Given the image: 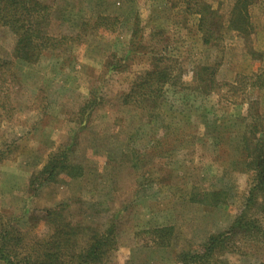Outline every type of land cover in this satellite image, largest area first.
Returning <instances> with one entry per match:
<instances>
[{
  "label": "rangeland",
  "instance_id": "rangeland-1",
  "mask_svg": "<svg viewBox=\"0 0 264 264\" xmlns=\"http://www.w3.org/2000/svg\"><path fill=\"white\" fill-rule=\"evenodd\" d=\"M37 1L48 6V35L72 39L64 50L44 52L34 65L16 62L13 67L12 111L0 119V150L10 146L0 162L1 211L21 220L25 229L31 228L27 220L32 213L66 201L74 223L104 227L111 219L120 221L114 264H179L176 251L198 249L229 227L252 184L251 174L236 168L235 143L240 140L233 137L250 131L252 115L259 118L264 141V90L230 93L223 87L219 94L199 98L191 87L197 66L217 64L221 83H237L264 68V0H204L223 23L237 2L246 3L253 26L245 39L226 32L220 45L206 47L195 18L184 12L189 0ZM99 16L116 18L111 32L92 28ZM13 44L11 33L0 30L1 57L12 60ZM149 46L166 48L181 86L176 87L181 97L168 93L157 117H143L120 103L135 77L149 68L152 60L143 55ZM127 53L130 60L120 63ZM88 98L99 105L83 120L78 112ZM247 100L257 103L248 110ZM172 111L190 116L196 141L157 156L148 149L159 125L173 123ZM221 124L229 126L222 135L228 142H219ZM73 143L69 158L82 167L83 177L70 182L62 176L32 193L30 179L48 156ZM192 189L198 196L222 191L220 199L226 201L216 206L190 202ZM155 226L174 228L171 247L151 245L146 232ZM37 229L46 230L42 224ZM240 243L245 256L221 259L264 264V243Z\"/></svg>",
  "mask_w": 264,
  "mask_h": 264
},
{
  "label": "trees",
  "instance_id": "trees-1",
  "mask_svg": "<svg viewBox=\"0 0 264 264\" xmlns=\"http://www.w3.org/2000/svg\"><path fill=\"white\" fill-rule=\"evenodd\" d=\"M186 5L188 7L184 12L195 18L202 46L220 45L226 32L237 33L244 39L252 33L253 26L248 20L246 3L237 2L231 8L226 23L220 21L218 13L204 0H189ZM47 18L48 6L37 0H0V30L8 31L14 38L12 60L0 56V119L12 111L9 103L11 98L9 85L13 84L16 78L13 70L15 63L34 65L44 52L64 50L66 42L72 39L67 36L58 38L49 36ZM95 20L92 28L103 32H111L117 22L115 17L109 16H99ZM159 33H162V30L159 29ZM149 47L150 51L143 53L152 60L149 62V68L135 77L129 90L122 94L120 103L128 109L137 110L143 117L145 115L157 117L167 103L168 93L180 96L176 90L179 76L173 75L174 61L165 51V47L160 49ZM129 55L132 56L127 53L119 62L129 61L131 58ZM194 72L195 83L191 88L199 98L219 94L223 87H228L230 93L264 90V68L252 75L239 77L237 83L219 82L216 77L217 64L197 66ZM180 87L179 85L177 89ZM247 101L248 110L257 103ZM96 105L99 103L95 98H88L79 109V117L83 120L87 118ZM8 107L10 109L7 110ZM170 114L173 115V123L163 121L159 125L158 137L154 138V144L148 149L157 156L168 155L175 149L192 147L196 141L197 130L190 121V116L176 114L174 111ZM251 117L255 122L251 125L250 131L244 130L241 133L237 131L233 137L240 140L239 143H235V152H239V158L235 161L236 168H243L245 172L251 174L252 180L244 206L226 230L209 236L198 249L187 247L176 251V261L179 264H228L221 258L228 255L245 256L239 245L241 241L264 243V141L260 137L263 130L259 125L258 116ZM217 128L219 142L220 140L228 142V138L224 139L222 135L227 133L229 126L221 124ZM9 148V145H5L3 150H0V162L10 153ZM73 148L74 143L71 147L61 146L48 156L46 163L30 179L29 189L32 193L56 184L62 176L69 178L70 182L83 177L82 167L71 162L69 158V151ZM223 195L222 191H212L198 196L192 189L189 201L216 206L224 199V197L220 199ZM70 207L71 205L65 201L52 207L41 208L28 217L27 222L31 228L25 229L19 226L21 220L3 213L0 209V262L114 264L112 257L118 247L117 223L120 221L111 219L104 227L89 226L82 221L74 223ZM40 224L46 228L41 233L37 229ZM173 232L174 228L171 226H155L146 233L153 247L168 248L175 240Z\"/></svg>",
  "mask_w": 264,
  "mask_h": 264
}]
</instances>
